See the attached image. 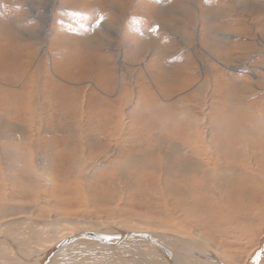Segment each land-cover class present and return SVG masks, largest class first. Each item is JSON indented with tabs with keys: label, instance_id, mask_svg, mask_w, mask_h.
I'll return each instance as SVG.
<instances>
[{
	"label": "rangeland",
	"instance_id": "1",
	"mask_svg": "<svg viewBox=\"0 0 264 264\" xmlns=\"http://www.w3.org/2000/svg\"><path fill=\"white\" fill-rule=\"evenodd\" d=\"M5 61L21 65L2 78L13 83L20 75L19 85L0 94L19 93L20 107L13 109H22L21 116L11 118L19 126L9 129L21 128L27 141L0 140L8 158L0 162L12 160L6 172L14 183L27 167L50 186L33 195V183L23 187L19 179L9 198L12 209L2 218L61 220L46 229L42 243L81 228L80 219L127 229L179 220L167 188L181 184V158L175 150L167 151L168 159L153 149L154 134L165 139L163 145H183L171 132L208 136L225 120L248 113L252 127L247 123L239 131L258 138L264 149V0H0L1 73ZM74 104L83 115L73 114ZM9 112L11 107L0 110V122ZM81 115L77 129L88 135L82 140L68 131ZM27 144L37 148L29 152ZM157 180L161 193L154 189ZM254 192L253 207L260 211L237 223L243 238L226 249L227 264H264V191ZM29 221L16 228L37 230ZM215 225L202 237L218 240ZM191 234L202 241L195 230ZM207 246L217 252L212 241Z\"/></svg>",
	"mask_w": 264,
	"mask_h": 264
},
{
	"label": "bare ground",
	"instance_id": "2",
	"mask_svg": "<svg viewBox=\"0 0 264 264\" xmlns=\"http://www.w3.org/2000/svg\"><path fill=\"white\" fill-rule=\"evenodd\" d=\"M250 18L253 20V17L250 16ZM3 64L6 69H4L5 72H0V83L2 84L0 89L4 87H13L14 83L17 87L19 85L17 82L20 83L19 77L22 78V76L18 75L12 81L13 83L7 82L2 78L8 77L10 69L21 71V65H14V63L9 61H5ZM17 78L19 79L17 80ZM1 93L4 94V96L0 94V110H5L7 112L11 107V112H9L11 117L9 116L5 121L1 120L0 122V140L7 142L13 139L24 140L26 138L27 141L26 135L23 134L24 131H20L21 128L20 130L19 128L18 130L9 129V127H15L17 125L11 118L14 120L21 116L20 110L22 109H13L14 106L20 107L18 105L20 100L19 93ZM72 98L73 97L68 99L71 100ZM64 99L66 98L64 97ZM8 100L10 106L6 107V102ZM90 106L91 103L88 107L92 109V106ZM73 107L74 115L78 112L82 114L81 107L75 104ZM89 108L88 110L86 109L85 117L87 121L90 120L89 113H91V110ZM12 110L14 111L13 113ZM82 115L80 124H76L78 126L73 130H68L73 138H77L76 135L78 134L81 140L86 138L85 135H87L77 129L83 124ZM237 117L240 118L225 120L226 123L220 124L216 133L212 131L208 136H205V133L202 134L199 131H190L189 129H182L183 132L182 130L171 132L172 135H170V137L176 140L179 139L182 141L183 145H178L176 144L177 142H171V146L163 145L165 139H162L158 134L153 135V142L156 143L155 146L153 145V149H156L157 152L164 151V155L167 156L168 159H171V153L167 151L175 150V153L181 158L180 163H178V169L183 173V178L179 185L183 191H179L178 185L171 188H169L170 185L168 188L166 187L168 192L176 197L175 204L178 206L176 211H181L182 216L177 215V219L179 220H175L174 223L170 222L172 224H169L167 227L159 226L160 228L157 229H147V227L127 229L121 227L119 224L116 225V223H108L110 221L97 225L95 222V224H93L90 221L80 219L75 221L83 225L81 228L71 229L59 236H52L51 234L52 238L42 243V239L45 238L46 235V229H49L52 225L57 223L60 225L61 220L55 223H47L46 221H33L32 223L29 221V218L26 217L16 218L13 216L16 219L7 220L2 217L4 213L12 209L10 207L9 198L17 194L15 185L17 186L16 183H18L17 181H19V179L22 180L19 184L23 187H28L33 183V187L31 186L32 194L35 192L37 193L39 190L47 191L50 185H46L44 180L37 174L32 177L31 170L27 167L26 169H19L17 174L20 178H15L16 182L14 183L13 175L6 172L10 171V166H14V164L12 160L11 163L6 162L8 158L6 157V159L2 156V152H4L2 150L0 157L2 156V160L6 161L5 163L0 162V264H227L231 262L227 259L228 257L225 254L226 249L238 245L243 238L242 230L237 223L252 221V216L260 211L258 205L256 208L253 207L255 196L253 197L252 191L260 192L262 189L264 191V149L260 147L258 143L260 140L258 138L250 137L248 131H239V127L247 123L251 125L248 124V126L252 127V124L247 120L249 118L248 113H245L244 116L240 114ZM174 123L181 125L179 122ZM101 126L103 127V125ZM28 133L27 135L30 136ZM16 134H18V136H14ZM36 135L38 137V134ZM90 140L93 141L94 139L92 140L90 138ZM30 144H27L26 149L24 148L29 152L37 148ZM17 163L15 164L17 165ZM161 182L160 180L154 182V189L158 190L160 193L163 192L162 189H160L162 186ZM80 189L81 188H79V190ZM262 202L263 200L260 205H262ZM15 211L17 212L18 210L16 209ZM179 216L180 218H178ZM27 220L29 221L28 223L35 224L37 227L34 228L37 230L33 231L29 229L31 226L28 228L23 226L22 230L16 228L17 223ZM179 224L181 226H179ZM214 224H216L215 228L218 230L219 237L217 240L212 236L211 241L217 246V252L211 250V248L207 246L211 241L203 238L201 235L207 227L211 229V226ZM185 225L188 226L189 229L186 228ZM192 229L199 233L196 236L201 238L202 241L199 239H192ZM229 231L230 234L228 233ZM93 232L99 233L98 235L101 236V239L105 238L107 235L115 236L123 232L134 235L147 234L148 237L146 238L148 240L151 239V242L138 236L122 241H117V239L103 241L106 243L88 240H71L68 242L70 238L80 235L81 233ZM203 241L207 244H205V242L203 243Z\"/></svg>",
	"mask_w": 264,
	"mask_h": 264
},
{
	"label": "water",
	"instance_id": "3",
	"mask_svg": "<svg viewBox=\"0 0 264 264\" xmlns=\"http://www.w3.org/2000/svg\"><path fill=\"white\" fill-rule=\"evenodd\" d=\"M98 234L99 233H97V232L81 233L80 235H77V236H75L73 238H70L68 242H70L71 240L72 241H74V240H88V241L106 243V242H103V241H108L110 239H117V241H119V240L122 241V240H127V239H129L131 237H135V236H138V237H140L142 239L143 238L147 239L146 237H148L147 234L146 235H144V234H139V235L136 234V235H134V234H129V233L123 232V233H120V234L118 233L115 236L107 235L105 238H103L104 239L103 240V239L100 238L101 236H99ZM148 241L151 242V239H149Z\"/></svg>",
	"mask_w": 264,
	"mask_h": 264
}]
</instances>
